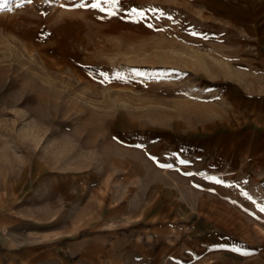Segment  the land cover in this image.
I'll list each match as a JSON object with an SVG mask.
<instances>
[{
    "label": "rangeland",
    "instance_id": "obj_1",
    "mask_svg": "<svg viewBox=\"0 0 264 264\" xmlns=\"http://www.w3.org/2000/svg\"><path fill=\"white\" fill-rule=\"evenodd\" d=\"M96 2L0 0V246L144 243L145 223L94 218L177 194L223 242L170 222L163 264H264V165L231 150L264 109V0Z\"/></svg>",
    "mask_w": 264,
    "mask_h": 264
},
{
    "label": "crops",
    "instance_id": "obj_2",
    "mask_svg": "<svg viewBox=\"0 0 264 264\" xmlns=\"http://www.w3.org/2000/svg\"><path fill=\"white\" fill-rule=\"evenodd\" d=\"M260 115L255 121L248 122L247 128L243 130L251 132L246 134V137L239 135L240 138H236V143L232 145L231 150L233 153L237 152L236 155H238L240 146L243 144L241 152L245 153L244 157L254 158L255 165L257 162V165L263 166L264 109ZM198 135L195 140L186 141L182 140V137L175 139V148L179 147V150L183 151L181 153L183 155L177 154V160H180V157L183 159L184 155L194 157L192 149L198 145L204 146L205 133H198ZM239 142L242 143L240 146H238ZM200 151L204 157L206 155L204 148ZM191 188L194 189V187ZM147 199L141 205L136 202L126 203L125 200L118 198H114L112 201L106 200L107 204H105L109 212L105 217L94 218V220L108 224L115 223V221L145 223L143 237L145 236L148 244L145 240H143L144 243L138 240L139 244L137 245L138 241L135 243V240L132 241L126 237L122 242L117 243L118 231L113 227H108L106 231L102 232L97 231L89 234L82 232L75 239L56 236L53 241L35 244L33 247H38L34 249L27 247L28 249L24 252L17 250L19 247L14 246L11 239L12 245L4 246L2 244L0 246V264H163V247L160 241L162 236L157 233V230L176 221L188 224L187 227L192 233V237L188 235V238L197 241L200 247L211 249V247L222 245L223 237L219 232L211 229L209 221L195 219L192 214L194 212L191 211L193 203L189 197L180 199L176 194V196H168L166 201L155 199V201L148 202ZM114 210L115 212H113ZM191 219L197 222L190 223ZM147 236L154 241H148ZM212 241H217V244L214 245ZM149 247L151 249H148Z\"/></svg>",
    "mask_w": 264,
    "mask_h": 264
},
{
    "label": "snow or ice",
    "instance_id": "obj_3",
    "mask_svg": "<svg viewBox=\"0 0 264 264\" xmlns=\"http://www.w3.org/2000/svg\"><path fill=\"white\" fill-rule=\"evenodd\" d=\"M28 2H31V0H28ZM101 3L109 5L110 7L118 5L120 3V0H97L96 3H93L90 5V7L92 8H101ZM83 6V5H80ZM2 7V6H0ZM101 11H104L103 8H101ZM132 13L135 14L136 10L132 9ZM109 15H115L114 12L109 11ZM149 27H151V25H149ZM181 163H185V161H181ZM166 167H171V165H166Z\"/></svg>",
    "mask_w": 264,
    "mask_h": 264
}]
</instances>
